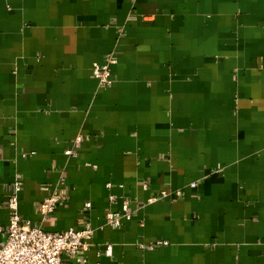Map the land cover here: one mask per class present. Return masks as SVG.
Masks as SVG:
<instances>
[{"label":"crops","instance_id":"1","mask_svg":"<svg viewBox=\"0 0 264 264\" xmlns=\"http://www.w3.org/2000/svg\"><path fill=\"white\" fill-rule=\"evenodd\" d=\"M18 175L31 225L90 224L85 264H264V0H0L4 229Z\"/></svg>","mask_w":264,"mask_h":264},{"label":"built area","instance_id":"2","mask_svg":"<svg viewBox=\"0 0 264 264\" xmlns=\"http://www.w3.org/2000/svg\"><path fill=\"white\" fill-rule=\"evenodd\" d=\"M114 63L112 57H109L104 64H94L93 74L101 86L109 87L111 85L110 66ZM80 139H76L72 148L67 149L66 156H73L74 150ZM192 188L196 185L192 184ZM110 188V185H108ZM22 185L19 175L11 189V194L6 201L5 208L8 210L9 219L6 229L0 226V234H6V242L0 246V264H69L72 259L80 258V264H85L81 258L83 252H86L88 241L91 239L92 228L87 223L82 229H69L62 233L49 232L41 226H33L29 221L23 219L19 213V194ZM181 197L180 191H162L158 197L149 199V202L156 200H170ZM110 202L115 203L116 197L110 196ZM64 197L58 189L52 191L51 195L44 199L39 207V216L41 223L52 216ZM2 206L0 205V208ZM86 209L91 208V204L85 205ZM130 203L122 202L121 212L109 211L106 214L107 224L112 228L121 227L123 222L131 220ZM164 241H157L142 248H158L167 246ZM111 246L106 248L105 254L111 255Z\"/></svg>","mask_w":264,"mask_h":264}]
</instances>
